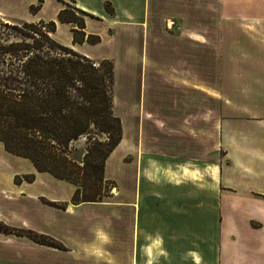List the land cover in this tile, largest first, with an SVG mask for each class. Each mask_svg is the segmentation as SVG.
<instances>
[{
  "label": "crops",
  "instance_id": "1",
  "mask_svg": "<svg viewBox=\"0 0 264 264\" xmlns=\"http://www.w3.org/2000/svg\"><path fill=\"white\" fill-rule=\"evenodd\" d=\"M36 2L0 16L55 21L61 44L123 59L136 113L106 163L114 180L122 150V186L103 202L73 204V184L0 142V222L64 247L0 233V264H264V0H75L96 45L73 42L66 5L33 14Z\"/></svg>",
  "mask_w": 264,
  "mask_h": 264
},
{
  "label": "trees",
  "instance_id": "2",
  "mask_svg": "<svg viewBox=\"0 0 264 264\" xmlns=\"http://www.w3.org/2000/svg\"><path fill=\"white\" fill-rule=\"evenodd\" d=\"M43 3L38 0L31 11L37 13ZM105 8L114 12L109 2ZM90 16L68 7L60 11L58 21L75 26L74 43L96 45L100 36L85 32ZM23 24L32 31L25 37L31 43L0 44V142L10 154L31 161L38 172L73 184V204L103 202L112 196L106 185L115 184L106 177V163L123 136L122 121L114 111V62L93 60L56 41L55 21ZM82 138L87 140L85 152L77 160L73 144ZM34 178L25 177L28 182ZM21 181L16 178V183ZM0 233L64 249L52 238L3 222Z\"/></svg>",
  "mask_w": 264,
  "mask_h": 264
},
{
  "label": "rangeland",
  "instance_id": "3",
  "mask_svg": "<svg viewBox=\"0 0 264 264\" xmlns=\"http://www.w3.org/2000/svg\"><path fill=\"white\" fill-rule=\"evenodd\" d=\"M30 1L31 0H0V9L10 13L11 15H13V17L18 16L23 19L28 16V11L26 10V8H27V4ZM56 1H58L63 5H66V8L75 7L74 3L71 0H56ZM37 3L38 2H36L34 5H36ZM45 11L46 13H50L51 12L50 6L46 7ZM30 12L33 13L31 9ZM25 22L27 21L0 16V44H8L15 41H24L26 43H31L32 40L30 38H25L27 35H31L32 33V31L24 27L23 23ZM27 23H33V22H27ZM34 23L37 24L38 22H34ZM67 36H68L67 31L60 32V37L62 39H66ZM54 39L57 41L55 37ZM87 51L95 56H98L99 54L103 53L105 50L101 51L100 48H94V49L88 48ZM114 63H115L114 111L115 114L118 117H120L121 121L122 118L124 117L126 122L131 124L130 129H132V122L135 119L136 109L128 110L126 109V107L128 108V105H132V104L135 105L137 103V99L135 97H131V99L126 98L125 87L128 83V77H127L128 71L126 69V64L128 63L125 62L123 59L117 60ZM86 143H87L86 138H82L78 142H75L73 144V147L75 149L73 157L75 159L82 160L83 153L85 152ZM121 154H122V150H120L119 152L117 151L109 166L108 174L111 176V178L117 181L115 182L114 180L107 178L115 183L111 185L108 183L106 185L107 186L106 192H108L110 195L114 193L113 191L114 189H116L117 183L119 184L120 187L122 186L121 160H119L121 158ZM106 199L107 197L104 198V200Z\"/></svg>",
  "mask_w": 264,
  "mask_h": 264
},
{
  "label": "bare ground",
  "instance_id": "4",
  "mask_svg": "<svg viewBox=\"0 0 264 264\" xmlns=\"http://www.w3.org/2000/svg\"><path fill=\"white\" fill-rule=\"evenodd\" d=\"M114 192H116V189L114 190Z\"/></svg>",
  "mask_w": 264,
  "mask_h": 264
}]
</instances>
